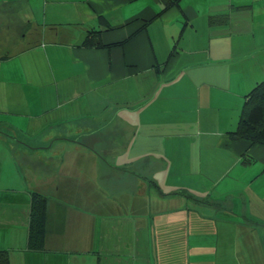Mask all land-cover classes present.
I'll return each instance as SVG.
<instances>
[{"label": "crops", "instance_id": "obj_1", "mask_svg": "<svg viewBox=\"0 0 264 264\" xmlns=\"http://www.w3.org/2000/svg\"><path fill=\"white\" fill-rule=\"evenodd\" d=\"M165 1L0 0L8 264H264V145L230 134L264 78V0Z\"/></svg>", "mask_w": 264, "mask_h": 264}, {"label": "trees", "instance_id": "obj_2", "mask_svg": "<svg viewBox=\"0 0 264 264\" xmlns=\"http://www.w3.org/2000/svg\"><path fill=\"white\" fill-rule=\"evenodd\" d=\"M165 2L166 5L162 12L171 7V5H175L178 0H166ZM148 21L145 20L140 28H144ZM93 34H98V32H88L83 45L101 47L102 45L100 44H94ZM230 134L236 138L246 139L252 144L264 145V78L245 96L237 130ZM32 195L28 248L42 250L44 247L46 201L40 196ZM0 264H8V254L4 250H0Z\"/></svg>", "mask_w": 264, "mask_h": 264}, {"label": "rangeland", "instance_id": "obj_3", "mask_svg": "<svg viewBox=\"0 0 264 264\" xmlns=\"http://www.w3.org/2000/svg\"><path fill=\"white\" fill-rule=\"evenodd\" d=\"M16 13H18V16H21V14H20V12L19 11H17ZM20 23H21V21H20ZM23 33V29H20L19 30V34H22ZM8 40V39H7ZM6 40V41H7ZM0 46H2L3 48H1L0 49V54H3V53H5V52H9V53H11L12 55H14V54H16V49H14V47H12V46H10V45H4V44H2L1 43V40H0ZM118 155H120V154H118Z\"/></svg>", "mask_w": 264, "mask_h": 264}]
</instances>
